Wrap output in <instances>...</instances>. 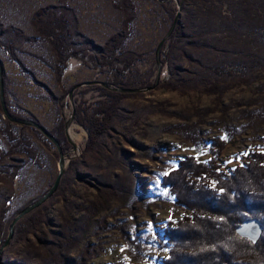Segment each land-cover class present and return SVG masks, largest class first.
Returning a JSON list of instances; mask_svg holds the SVG:
<instances>
[{"label": "rangeland", "instance_id": "374dc122", "mask_svg": "<svg viewBox=\"0 0 264 264\" xmlns=\"http://www.w3.org/2000/svg\"><path fill=\"white\" fill-rule=\"evenodd\" d=\"M64 1L74 10L77 29L89 36L96 45L104 42L121 26L122 13L117 6L125 0ZM127 1L132 4L135 15L130 23V37L125 47L133 53L141 54L142 58L133 69L126 72L125 78L129 82L130 89H140V91L137 97L125 98L122 101L116 111L114 123L111 124L109 136L104 138L103 142L107 146L112 144L118 149L119 159L112 169L111 181L123 184L129 194L140 193L142 200L135 201L131 208H128L125 206L131 205L130 200L112 199L107 204L106 210L97 216L90 220L83 218L85 213L78 207L84 206L87 201L94 198L95 189L84 182L86 181L84 177L82 178L84 180H77L76 175L66 169L70 159L80 160L88 135L86 129L75 122L73 111L74 120L70 122L68 136L75 148L72 150L71 143H67V146L63 148V150H69L65 154V171L60 177L61 183L57 188L63 186L61 188L63 190L54 191L53 196L38 209L24 214L17 221L12 228L10 241L0 254L1 263L19 264L17 261L24 253L27 254L25 248L28 249L30 245L24 264H39L37 259L39 257L35 255L38 252L35 243L38 237L50 240L49 235L46 238L40 233L43 231L47 235L48 232L57 231L63 218L70 217L72 228L76 225L81 227L76 236H73L75 233L70 235L73 238L66 246L67 259L74 260V263L78 261V258H82L83 264H161V261L169 256L168 249L162 248L165 241L162 237L160 238L161 230L173 226L176 221L183 220L189 214L177 205L174 206L173 198L161 191L158 185L159 179L176 168L179 161L190 155H193L201 164L208 163L210 159L207 147L198 149L189 144L181 131L174 127L178 123L190 125L197 122L195 110L203 111L208 106L215 109L214 113L205 116L203 124L196 127L206 146L220 135L218 131L220 125H215L219 117L220 105L230 106L226 118L235 122L238 129L240 128L239 135L226 143L224 150L217 155L213 163L215 167L220 166L217 170L221 173L226 174L230 169L245 165L247 162L245 156L248 152L262 151L264 153V126L260 125L254 131L241 130L244 122L237 121L239 113L257 108V104L254 106L247 104L253 96L254 86L251 84L234 86L223 95L221 104L217 106H213L212 96L197 89L185 95L158 89L157 85L168 78L167 63L161 61L168 38L161 47L159 81L152 87L157 79V65L154 61L155 46L165 37L174 16L179 14L176 18L177 22L185 11L191 12L186 4L183 7L182 3L185 0H172L168 3L163 0ZM54 2L55 0H0V22L3 25L14 26L22 30L25 35L31 36L33 32L29 24L32 12ZM179 3L181 4L178 8ZM217 29L216 23L213 31ZM251 45L264 52V41L256 47ZM14 56L18 63L0 49L1 67L5 75L3 98L4 101L6 99L7 108L18 113L22 118L36 119L37 123L48 132L53 129L57 120L63 127L65 121L69 119L72 108L80 104L90 110L101 98L99 91L84 87H93L94 84H85L76 88L69 98L70 92L65 95L63 93L71 85L102 82L108 87H114L107 83L111 75L106 70L102 68L91 70L79 60L71 58L64 71L62 80L64 89L61 91L52 80L53 73L49 66L53 64V60L49 45L45 42L24 44L14 53ZM179 63L189 74L197 69L195 63L190 64L182 58ZM3 117L5 118L0 112V127H4ZM10 124L14 133L23 134L28 139L27 142H10L0 136L1 149L9 153L8 164L20 167V172L14 179V195L8 205V214L0 227L2 241H5L8 236V227L12 218L19 214L23 207L37 201L51 188L55 176L58 175L59 157L54 146L43 137L35 138L29 130L22 132L18 124ZM68 156H70L69 159ZM95 174L102 175L103 171L97 170L92 175ZM210 181V179L204 181L206 186H211ZM67 186L68 189H65ZM24 222L26 224L22 225ZM35 224L36 229L33 228ZM134 236L141 240L142 257L140 258L128 250L131 247L127 245V239L133 240ZM157 241L161 244L160 247ZM41 254H43L42 249L39 255Z\"/></svg>", "mask_w": 264, "mask_h": 264}, {"label": "trees", "instance_id": "16d2710c", "mask_svg": "<svg viewBox=\"0 0 264 264\" xmlns=\"http://www.w3.org/2000/svg\"><path fill=\"white\" fill-rule=\"evenodd\" d=\"M163 1L168 3L172 0ZM184 4L191 12L183 13L169 35L161 60L167 63L168 78L158 84L157 88L183 95L197 89L212 96L213 106H217L221 104L223 95L234 86L251 84L254 86L253 96L247 104H257V108L239 113L237 121L244 122L241 130L254 131L260 125L264 126V52L251 45L256 47L264 41V0H185L183 7ZM117 7L122 13L121 26L99 45L77 29L74 10L64 0H55L53 4L49 3L32 12L29 24L33 32L31 36L25 35L14 26L0 22V49L18 63L14 53L19 47L32 42H45L49 45L53 60V64L49 66L53 73L52 80L61 91L64 89V71L71 58L79 60L91 70H106L111 75L107 83L112 84L115 89L129 88V82L125 78L126 72L133 69L142 55L125 47L130 37V23L135 15L132 4L125 0ZM216 23L218 29L213 31ZM181 58L190 64L195 63V72L189 74L184 70L179 63ZM84 87L99 91L101 98L90 110L80 104L73 108L75 122L83 126L88 135L80 160L70 159L66 169L71 170L77 180H84V177V182L95 189L94 198L84 206L78 207L85 213L83 218L90 220L106 210L112 199L130 200L131 205L125 206L128 208H131L135 201L142 200L140 193L129 194L123 184L111 181L112 169L119 159L118 149L103 142V139L109 136L111 124L114 123L116 111L122 101L125 98L137 97L139 93H120L105 89L99 84ZM72 89L73 85L63 94H68ZM7 107L5 99V108L12 117L27 119ZM219 109L215 125H220V135L207 146L196 127L204 123L206 115L214 113V108L208 106L203 111L195 110L197 122L190 125H174L189 144L198 149L207 147L210 159L208 163L201 164L190 155L159 179L161 191L173 198L174 206L177 205L189 214L183 220L176 221L173 226L161 230L160 238L165 241L162 248L168 249L169 254L161 264H264V153L248 152L245 165L230 169L226 174L218 171L220 166L213 165L217 155L224 150L226 143L239 135L240 129L235 122L226 118L230 106L220 105ZM28 119L38 124L36 119ZM3 125L4 127H0V136L10 142H27L28 138L23 134L13 132L11 124L5 118ZM19 127L22 132L29 130L37 139H45L32 126ZM63 127L57 120L49 135L58 141L61 151L67 153L69 150L63 148L70 142L64 136ZM8 157L9 153L0 147V227L8 214V205L14 195V179L20 172V167L8 164ZM97 170L103 171V174L93 176ZM206 179L211 180L212 187L206 186ZM62 187L56 190L61 191ZM65 189H68V186ZM256 218L261 222L260 237L254 242L240 237L236 232L240 224L244 220ZM71 221L70 217L63 218L57 231L48 232L47 235L43 231L40 233L46 238L49 235L50 240L38 237L35 243L38 250L35 255L39 257V264H83L82 258H78L77 263H74V260L67 259L65 253L67 243L73 238L70 235L75 233L73 236H76L81 229L78 225L72 228ZM35 222L38 223L37 220ZM24 224L26 222L22 225ZM132 239H127V245L132 248L128 250L140 258L141 240L136 236ZM2 242L0 240V245ZM157 244L160 247L158 241ZM30 247L29 245L28 249L25 248L27 254ZM39 248L43 250L41 255ZM26 255L24 253L17 262L24 264Z\"/></svg>", "mask_w": 264, "mask_h": 264}, {"label": "water", "instance_id": "95a60500", "mask_svg": "<svg viewBox=\"0 0 264 264\" xmlns=\"http://www.w3.org/2000/svg\"><path fill=\"white\" fill-rule=\"evenodd\" d=\"M180 4H178V8L180 7ZM179 14H177L176 16H174L173 20L171 21V25L169 27V30H167V33L165 34V37L159 42L156 44L155 46V56H154V61L156 62V65H157V70H156V82L155 84L152 85L155 86L156 84H158V81H159V70L161 69V63H159V57H160V53H161V47L163 45V43H165L167 41V39L170 37V33L172 30H174L175 28V25H176V18ZM1 61H0V109H1V112L3 113V115L5 116V119L9 122V123H15V124H18L19 126H32V128L36 129L37 131L40 132V134H42L45 139L47 141H49L53 146H54V149L56 151V153L58 154V157H59V160L57 161V169H58V175L55 176L54 180H53V185L51 186V188H49L44 194H42L39 199L37 201H34L33 203H31L30 205H26L24 207V209H22L20 211L19 214H17L15 217L12 218L11 220V224L10 226L8 227V233H7V238L5 241L2 242V244L0 245V254L2 253V251L4 250V247L8 244V242L10 241L12 235V228L14 227V225L17 223V221L19 219H21L24 214H29L31 213L32 211L38 209V207L43 204L44 202H46L49 198H51L53 195L52 193L58 188L60 182V177L64 174V171H65V159H66V153H63L61 151V147L58 143V141L55 140V138H53L51 135H49L50 133L45 130L44 127L40 126L39 124H36V123H33L30 119H18V117H12L10 115L9 112H7L6 108H5V101H4V98H3V91H4V84H3V77H4V71L2 70V67H1ZM101 84L102 87H104L105 89H115L114 87H108L104 84H102V82H92V83H88V82H83L82 84H76V85H73V89L70 90V93L68 94V97L70 98L71 97V94L73 92V90H75L76 88L78 87H81V86H84L85 84ZM116 91H119L121 93H125V92H128V93H138V91H140V89H129V88H124L123 90L122 89H115ZM69 119L67 121H65L64 123V136L66 137L67 141H69L73 148L72 150H74L75 146L74 144L72 143V141H70V138H69V125H70V122L73 119L74 115H73V108L71 110V112L69 113ZM68 159L70 158V156L67 157ZM67 163V162H66ZM260 221L259 219H250V220H244L243 223L240 224V226L237 228V234L240 236V237H245V239L251 241V242H254L257 238L260 237L261 233H262V230H261V225H260ZM0 264H2L0 262Z\"/></svg>", "mask_w": 264, "mask_h": 264}, {"label": "bare ground", "instance_id": "6f19581e", "mask_svg": "<svg viewBox=\"0 0 264 264\" xmlns=\"http://www.w3.org/2000/svg\"><path fill=\"white\" fill-rule=\"evenodd\" d=\"M70 135H71V137H73V135H72L71 131H70Z\"/></svg>", "mask_w": 264, "mask_h": 264}, {"label": "built area", "instance_id": "2783aa9c", "mask_svg": "<svg viewBox=\"0 0 264 264\" xmlns=\"http://www.w3.org/2000/svg\"><path fill=\"white\" fill-rule=\"evenodd\" d=\"M4 118V117H3Z\"/></svg>", "mask_w": 264, "mask_h": 264}, {"label": "crops", "instance_id": "0c3cea01", "mask_svg": "<svg viewBox=\"0 0 264 264\" xmlns=\"http://www.w3.org/2000/svg\"><path fill=\"white\" fill-rule=\"evenodd\" d=\"M42 124V123H41Z\"/></svg>", "mask_w": 264, "mask_h": 264}]
</instances>
